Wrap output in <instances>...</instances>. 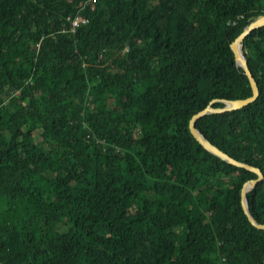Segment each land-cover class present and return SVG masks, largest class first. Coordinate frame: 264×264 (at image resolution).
<instances>
[{"label":"trees","instance_id":"obj_1","mask_svg":"<svg viewBox=\"0 0 264 264\" xmlns=\"http://www.w3.org/2000/svg\"><path fill=\"white\" fill-rule=\"evenodd\" d=\"M264 0H0V264H264L245 167L189 122L252 87ZM87 23L77 26L78 19ZM260 95L196 127L264 175ZM264 225V180L246 193Z\"/></svg>","mask_w":264,"mask_h":264},{"label":"water","instance_id":"obj_2","mask_svg":"<svg viewBox=\"0 0 264 264\" xmlns=\"http://www.w3.org/2000/svg\"><path fill=\"white\" fill-rule=\"evenodd\" d=\"M263 27H264V16L255 18L253 21H251L247 25V27L240 33V35L231 43V47L235 53V58H236L238 65L243 67L245 74L249 78V81L252 87V95L247 98H242V99L223 100L225 103L224 107H214L212 105V102H213L212 101L206 108L194 114L189 122V127H190L192 134L207 150L221 157L227 162L237 165V166L245 167L246 170L251 171L257 175V179L244 183L241 196H242V205H243L245 214L248 216L249 221L259 230H264V225L258 224L253 218V216L251 215L249 207H248L246 193L254 189L259 183H261L264 180V175L262 171L259 168H255L253 166L247 165V163L236 160L231 155L221 150L218 146L213 144L208 138L205 137V135L196 127V123L199 118H201L202 116L206 114L220 113V112L231 111L234 109H239L246 105H249L250 103L253 104L258 99L260 95L258 83L256 82L251 69L249 68L247 57L245 53L241 50V47L247 35H249L253 30L260 29Z\"/></svg>","mask_w":264,"mask_h":264},{"label":"built area","instance_id":"obj_3","mask_svg":"<svg viewBox=\"0 0 264 264\" xmlns=\"http://www.w3.org/2000/svg\"><path fill=\"white\" fill-rule=\"evenodd\" d=\"M88 20L87 19H82V18H78L75 22L74 25L77 26L80 23H87Z\"/></svg>","mask_w":264,"mask_h":264},{"label":"rangeland","instance_id":"obj_4","mask_svg":"<svg viewBox=\"0 0 264 264\" xmlns=\"http://www.w3.org/2000/svg\"><path fill=\"white\" fill-rule=\"evenodd\" d=\"M0 257H4V254H0Z\"/></svg>","mask_w":264,"mask_h":264},{"label":"bare ground","instance_id":"obj_5","mask_svg":"<svg viewBox=\"0 0 264 264\" xmlns=\"http://www.w3.org/2000/svg\"><path fill=\"white\" fill-rule=\"evenodd\" d=\"M241 50L243 51L242 47H241Z\"/></svg>","mask_w":264,"mask_h":264}]
</instances>
